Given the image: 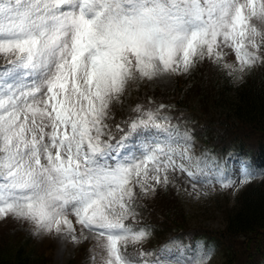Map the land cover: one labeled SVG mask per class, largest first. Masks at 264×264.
Instances as JSON below:
<instances>
[{
    "label": "snow or ice",
    "instance_id": "obj_1",
    "mask_svg": "<svg viewBox=\"0 0 264 264\" xmlns=\"http://www.w3.org/2000/svg\"><path fill=\"white\" fill-rule=\"evenodd\" d=\"M0 55V217L94 239L100 264H209L207 246L190 257L179 242L158 254L142 247L152 228L138 223L139 193L177 168L237 188L257 170L245 164L232 179L222 162L194 155L188 130L143 105L115 125L118 137L109 120L130 82L201 59L235 80L264 65V0H0Z\"/></svg>",
    "mask_w": 264,
    "mask_h": 264
},
{
    "label": "trees",
    "instance_id": "obj_2",
    "mask_svg": "<svg viewBox=\"0 0 264 264\" xmlns=\"http://www.w3.org/2000/svg\"><path fill=\"white\" fill-rule=\"evenodd\" d=\"M4 63L5 58L0 60V65ZM217 68L204 59L197 75L179 78L176 88L169 92H150L141 82H130L133 105L153 110L160 104L171 107L172 121L188 130L203 148L219 153L221 158L230 153L247 155L252 166L262 171V177L250 182L235 205L224 211L225 224L218 231L198 233L190 228L176 192L160 186L152 195L139 193L138 211L143 223L151 225L154 244L161 246L176 237L192 248L199 237L205 244L215 242L220 247L218 264H264V65L253 69L236 88L227 70ZM135 114L131 110L124 119L120 109L112 107V131ZM115 135L120 133L116 131ZM3 240L0 264H52L45 253L34 251L28 243L13 246ZM75 263L70 260L67 264Z\"/></svg>",
    "mask_w": 264,
    "mask_h": 264
},
{
    "label": "rangeland",
    "instance_id": "obj_3",
    "mask_svg": "<svg viewBox=\"0 0 264 264\" xmlns=\"http://www.w3.org/2000/svg\"><path fill=\"white\" fill-rule=\"evenodd\" d=\"M221 51L226 53L224 59H226L229 63L236 61L234 50L230 47L222 46ZM3 59L4 57L2 56L0 60ZM201 61L202 59L186 73L182 72L172 76L137 81L144 84L150 92H169L176 88V83H178L179 78L187 79L197 75V70L200 68L199 66ZM210 63L212 62L210 61ZM217 69L225 70L222 67H218ZM253 69H256V67ZM252 70L250 72H252ZM249 73L245 75L243 80H235L231 77L233 86L236 88L241 85L246 80ZM131 103H133V100L129 85L122 97L115 101L112 107L117 106V108L120 109V112H122L121 117L124 116L125 119L127 114L126 111L129 110ZM217 111H220V109H217ZM119 119L120 118L118 117L117 121H119ZM192 144L194 155H206L205 151L198 149V144L194 143L193 140ZM209 159L210 161L212 159L217 160L216 157H209ZM222 163L226 166L228 174L231 178L239 181L242 178L240 175L241 168L243 165L248 164V160L246 158H239L233 155L230 161L225 160ZM258 173L259 174L255 177L260 175V172ZM252 180L242 186H239L238 188L222 187L219 183L209 185L203 182L193 181L186 173L181 172L180 169L177 168L174 172H171V182L167 185H160V188L164 190H174L176 192L177 197L180 199L181 204H183L185 208L189 224L191 225L190 228L196 229V232L201 233L203 230L218 231L224 227V211L235 205L236 199L241 191ZM193 184L197 185L195 189L193 188ZM137 188L139 189V186H137ZM198 192H203L205 194L197 195L196 193ZM138 221H140V218ZM0 239H4L3 242H8L13 246L24 242L28 243L34 251L43 254L45 253L47 258L52 260V264H67L70 260L75 261V264H100L99 249L95 247L96 241L94 239L90 238L87 240L80 239L79 241H73L66 234L57 233L56 231H52L51 233H37L33 231L30 224L18 221L12 216L0 217ZM171 242H174V246H178L175 244V241ZM150 244H154L153 237L146 240L142 247L144 248ZM179 245H181L180 242ZM203 247L205 246L199 243L196 247H194L193 251L196 252L198 249ZM131 248L132 246H129L128 250ZM210 248L213 251L209 264H218V261L220 260L219 250L213 246ZM184 253L185 256L189 257L194 254L193 252L185 249ZM151 258L152 257H147V259Z\"/></svg>",
    "mask_w": 264,
    "mask_h": 264
}]
</instances>
